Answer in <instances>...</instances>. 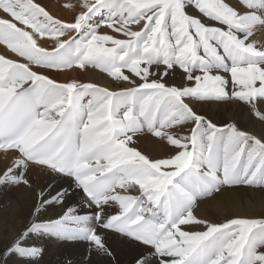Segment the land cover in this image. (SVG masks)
<instances>
[{
    "label": "snow or ice",
    "instance_id": "6c2138e0",
    "mask_svg": "<svg viewBox=\"0 0 264 264\" xmlns=\"http://www.w3.org/2000/svg\"><path fill=\"white\" fill-rule=\"evenodd\" d=\"M81 7L79 27L87 31L75 48L13 54L29 61L28 72L95 67L119 82V90L30 76L20 60H0V146H13L3 149L13 162L0 168V189H32L29 163L53 173L23 230L0 244V264H41L45 248L34 242L40 236L84 245L79 264H124L121 252L129 255L127 264H264V218L216 223L192 211L199 198H215L224 188L264 185V133L235 120L217 124L196 110L200 103L236 100L264 129L262 81L243 96L233 75L264 72V53L250 42L264 29V0H82ZM4 16L16 28L56 24L35 0H13ZM141 21L143 29L132 32L130 25ZM102 26L126 42L82 47L104 35ZM19 39L0 25V44ZM177 69L181 82L169 83ZM144 132L173 146L167 158L137 150L134 138ZM76 195L80 202L69 204ZM55 207L61 209L55 218H42Z\"/></svg>",
    "mask_w": 264,
    "mask_h": 264
},
{
    "label": "bare ground",
    "instance_id": "6f19581e",
    "mask_svg": "<svg viewBox=\"0 0 264 264\" xmlns=\"http://www.w3.org/2000/svg\"><path fill=\"white\" fill-rule=\"evenodd\" d=\"M35 2L46 7L49 14L56 19L55 26L49 25L42 31L36 28L24 25L16 28L14 24L4 16V12H11L13 8V0H0V25H6L8 28L16 31L20 35V39L10 41L7 46L0 44V60L5 58L20 60V67L30 76H34L36 72L44 73L51 76L58 83L78 82V83H92L101 87H107L109 90H119V82L107 76L106 73L100 71L95 67H89L87 71L78 68H72L66 71L50 72L46 67L32 66L31 72H28L29 61L21 60L15 57L13 53H22L25 51H32L36 55H43L45 50L54 49H68L75 48L80 37L84 36L87 29L80 30V25L83 20V13L81 7L82 0H35ZM147 3H157L160 0H145ZM165 3L175 4V0H164ZM230 3H235V0H229ZM179 12V9H176ZM192 10L189 9V14ZM15 19V18H13ZM50 19V18H49ZM181 24H184L185 19L178 16ZM46 24L48 21H44ZM63 22V23H61ZM94 22H99V17L94 19ZM116 27H120L117 25ZM144 22L132 23L130 29L132 32H139L143 29ZM80 36H77V32ZM99 33L104 35H95L94 38L88 40L86 44L82 45L84 48L95 51L102 48L104 45L112 48L114 45H120L126 42L127 37L117 33L106 27H100ZM113 37L115 38L113 40ZM256 47L255 51L264 52V29H258L252 40L250 41ZM162 68V66H161ZM155 70V67L153 68ZM138 71H142L139 70ZM125 74L131 76L127 70ZM43 79V77H40ZM234 79L239 84L243 85L240 90L241 95L250 96L256 91L252 87L254 81L260 79L262 81L261 87L264 84V72H260L256 68L242 71L234 74ZM169 83H180V70L170 74L168 77ZM259 82L254 86H258ZM88 97H85L86 103ZM261 107H264L262 105ZM246 104L242 106V102L233 100L227 103H200L197 106V112L211 119L213 122L220 124L225 121L232 122L235 120L237 124L257 136L264 133V129L254 120L247 118L245 111ZM134 146L143 155L150 159L167 158L173 146L166 141H161L159 138L144 132L134 138ZM12 158L10 152L0 150V168L12 165ZM29 177L32 184V189L24 185L12 188L0 189V244L8 240H12L15 236L23 230L24 225L31 218L34 211V205L37 201L36 193H38L42 186L51 182L53 173L46 168H42L36 164L29 163ZM67 188V183L64 184ZM35 190V191H33ZM73 192V189H68ZM131 194L136 195L138 192L133 190ZM79 195L73 196L68 201L69 204L79 203ZM82 212L89 211L81 205ZM61 211L59 207L48 208L42 218L53 217ZM114 212L115 209H109ZM194 215L199 219H206L210 222L222 223L226 219L231 218H264V185L239 186L235 188H224L221 192L215 194V198L201 197L197 200L196 206L192 209ZM189 226H181L182 230ZM200 230V229H193ZM33 241H30L32 243ZM36 244L42 245L45 248L44 256L41 264H66L68 259L73 261V264H79L80 254L84 250L82 244H67L57 241L51 237H36ZM120 259L127 264L129 255L127 252L120 253Z\"/></svg>",
    "mask_w": 264,
    "mask_h": 264
},
{
    "label": "rangeland",
    "instance_id": "374dc122",
    "mask_svg": "<svg viewBox=\"0 0 264 264\" xmlns=\"http://www.w3.org/2000/svg\"><path fill=\"white\" fill-rule=\"evenodd\" d=\"M181 15H182V14H181ZM249 47H251V45H250ZM254 50H255V49H254ZM261 53H264V52H261ZM234 74H236V73H234ZM234 74H233V75H234ZM262 86H264V84H263Z\"/></svg>",
    "mask_w": 264,
    "mask_h": 264
}]
</instances>
